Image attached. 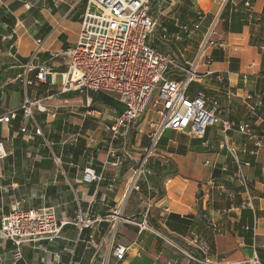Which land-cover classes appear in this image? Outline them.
Wrapping results in <instances>:
<instances>
[{
  "label": "crops",
  "instance_id": "1",
  "mask_svg": "<svg viewBox=\"0 0 264 264\" xmlns=\"http://www.w3.org/2000/svg\"><path fill=\"white\" fill-rule=\"evenodd\" d=\"M84 10L82 0H0V116L16 113L8 123H0V142L7 153L0 161V224L14 203L52 210L59 222L72 220L78 212L95 221L82 231L65 224L51 242L22 245L19 257L11 242L0 236V264H197L185 255L204 258L189 243L193 234L206 243L207 257L230 264H252L256 257L264 264L263 151L256 153L246 138L228 132L240 160L249 163L245 174L254 213L230 210L243 196L228 197L240 186L228 181L234 168L221 148L220 125L208 127L202 139L188 131H166L138 189L129 191L131 173L147 145L152 114L143 113L112 144L108 128L124 110L117 98L92 92L59 94L64 67L54 54L76 43ZM151 14L157 27L149 45L182 69L196 62L209 37L205 52L212 62L201 61L197 69L214 73L197 79L190 94L203 93L208 104L217 105L224 121L248 122L260 133L264 0H158L152 3ZM197 23L199 28L193 30ZM37 40L42 48L32 64L49 67L53 75L35 84L37 70L26 72L24 66ZM170 70L175 75L169 78L183 76L177 68ZM25 100L38 102L46 112L34 108L32 119H24ZM32 124L40 127L41 136L32 133ZM22 127L27 131L21 132ZM85 169L100 180L84 182ZM145 210L154 232L139 233L131 223L139 221ZM116 245L127 248L120 262L111 255Z\"/></svg>",
  "mask_w": 264,
  "mask_h": 264
},
{
  "label": "built area",
  "instance_id": "2",
  "mask_svg": "<svg viewBox=\"0 0 264 264\" xmlns=\"http://www.w3.org/2000/svg\"><path fill=\"white\" fill-rule=\"evenodd\" d=\"M85 10L81 18L76 43L63 51L56 52L64 67L59 94L70 91L79 93H104L113 95L124 105L122 113L109 126L110 142L118 141L123 132L135 123L145 112L152 117L147 121V145L132 171L129 180V191L138 189V181L145 173L146 166L152 158L157 145L168 131H188L198 139L204 137L210 126L220 125L224 133L222 150L228 155L233 164V171L229 172L228 181L240 186L236 193H229L228 197L243 196L231 211H251L254 213L253 198L250 194V179L245 174L249 163L240 160L237 149L228 140V132L235 131L247 142H251L256 150L264 152V128L260 133L244 122L232 125L221 118V111L216 104H208V100L201 92L190 94L191 85L199 78L213 75L211 70L198 71V65L203 61L206 65L212 58L206 55V45L209 37L200 47L196 62L187 69L177 67L173 61L152 48L148 39L157 27V20L151 14V6L158 0H82ZM249 7V2L245 3ZM199 28L197 23L193 30ZM186 30V29H185ZM211 29L209 30V33ZM15 45H10V49ZM42 48V41H36V47L30 56V61L24 66L26 72L36 69L34 83L45 82L53 73L47 66L35 67L32 61ZM1 54V50H0ZM171 68L183 72V76L176 80L165 77ZM217 81L222 82L220 75ZM44 113L46 109L38 102L25 100L21 110L24 119H32L33 109ZM16 117L14 111L0 116V123H8ZM35 136H41L38 125L30 127ZM21 132H26L22 127ZM7 157V153L0 142V161ZM119 163L115 161V165ZM205 164H208L205 162ZM227 171V167H223ZM82 180L86 183H95L100 178L91 169H85ZM111 188V187H110ZM225 191L224 186L219 187ZM141 219L134 224L139 233L154 232L148 223L149 214L145 210L140 214ZM95 221L91 220L86 212H78L72 220L59 222L52 210L23 208L20 203H14L8 216L0 224V236L16 249L20 255V247L24 244L38 241H53L57 239L65 224H72L78 230L88 229ZM253 220L252 231L255 230ZM213 230L219 233L221 229L215 224ZM189 243L204 254L198 259L190 254L185 255L197 264H230L218 260L216 257H207L206 243L197 234H193ZM127 248L116 245L111 249V255L120 262L124 259ZM252 264H260L254 257Z\"/></svg>",
  "mask_w": 264,
  "mask_h": 264
},
{
  "label": "rangeland",
  "instance_id": "3",
  "mask_svg": "<svg viewBox=\"0 0 264 264\" xmlns=\"http://www.w3.org/2000/svg\"><path fill=\"white\" fill-rule=\"evenodd\" d=\"M170 75H173V76L175 75L174 72H172V70L168 71L165 77H169Z\"/></svg>",
  "mask_w": 264,
  "mask_h": 264
},
{
  "label": "water",
  "instance_id": "4",
  "mask_svg": "<svg viewBox=\"0 0 264 264\" xmlns=\"http://www.w3.org/2000/svg\"><path fill=\"white\" fill-rule=\"evenodd\" d=\"M201 215L204 216L205 215V212H201Z\"/></svg>",
  "mask_w": 264,
  "mask_h": 264
},
{
  "label": "trees",
  "instance_id": "5",
  "mask_svg": "<svg viewBox=\"0 0 264 264\" xmlns=\"http://www.w3.org/2000/svg\"><path fill=\"white\" fill-rule=\"evenodd\" d=\"M190 91V90H189Z\"/></svg>",
  "mask_w": 264,
  "mask_h": 264
}]
</instances>
